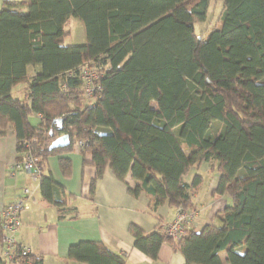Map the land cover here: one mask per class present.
Returning a JSON list of instances; mask_svg holds the SVG:
<instances>
[{
    "label": "trees",
    "instance_id": "obj_1",
    "mask_svg": "<svg viewBox=\"0 0 264 264\" xmlns=\"http://www.w3.org/2000/svg\"><path fill=\"white\" fill-rule=\"evenodd\" d=\"M210 0H3L0 8V137L11 132L18 153L40 169L42 198L59 219L78 216L48 162L57 156L71 173L73 147L95 174L94 194L106 168L120 181H140L152 208L163 203L196 210L192 193L202 182L183 176L207 162L219 177L213 194L231 204L217 224L186 230L178 240L130 225L134 247L152 260L162 242L184 264H264V0H222L217 26L196 33ZM71 17L85 42L65 44ZM98 68L92 99L83 94L79 67ZM38 66L34 74L28 66ZM26 85L21 96L12 89ZM61 119L57 122V119ZM67 134L69 144L49 149ZM89 159L86 160V156ZM39 264L29 254L0 264ZM64 260L125 264L101 240H79Z\"/></svg>",
    "mask_w": 264,
    "mask_h": 264
},
{
    "label": "crops",
    "instance_id": "obj_2",
    "mask_svg": "<svg viewBox=\"0 0 264 264\" xmlns=\"http://www.w3.org/2000/svg\"><path fill=\"white\" fill-rule=\"evenodd\" d=\"M2 2L3 0H0V8ZM80 31L83 37L81 28ZM84 40L85 31L80 42L82 43ZM38 69L37 65L28 66L27 72L32 75ZM25 91L26 86L23 87V84H19L12 89V94L21 96ZM72 153L70 154L71 173L68 177L62 175L58 159L56 166L54 162L50 166V159L48 162V169L55 181L62 184L65 192L69 193L66 201L67 206L76 207L78 211V216L74 219H69V217L59 219L55 207L49 205L40 196L39 180L34 178L31 172L20 170L14 176L10 174V167L19 159L15 137L11 132L0 137V209L21 196L23 188L29 190L27 196L29 208L22 212L31 209V199V204L36 203L38 210L43 212V221L33 218L34 211L25 214L21 217L22 225L16 237L20 243L30 249V254L41 257L42 261L39 264H84L64 260L68 246L79 240L97 239L103 241L112 250L123 254L126 258L125 264H184L182 254L174 250L168 242L161 243L157 259L152 260L134 247V238L129 231L130 225L137 226L146 234L155 230L160 231L159 227L162 223L171 221L175 217L177 208L169 206L166 202L152 208L145 192L134 195L128 190L140 185L139 180L134 179L128 173L125 182L120 181L109 168L105 169L101 179L97 182L94 194L90 196L89 186L94 177L95 168L91 165L83 166L81 164L82 156L79 150H75L73 147ZM74 154L80 160H74ZM55 157L57 158V156ZM88 159L87 155L86 160ZM75 170H78L77 173ZM208 170H212L209 169V164L201 162L198 166L190 168L183 176L187 184H190L197 174L202 177L201 184L192 193L193 202L196 203V210H194L196 216L190 228L196 231L202 229L206 224H217L215 222L218 211L231 204L229 197L212 193L218 183L219 174L213 176L204 192L200 193V187L205 181L204 174ZM47 218H50L52 226L46 225ZM38 222H44L45 230L42 226V228L39 227L40 223ZM23 224L29 226L24 227ZM60 228L63 230L62 235L59 234ZM220 259L222 264H229L225 254H221Z\"/></svg>",
    "mask_w": 264,
    "mask_h": 264
},
{
    "label": "built area",
    "instance_id": "obj_3",
    "mask_svg": "<svg viewBox=\"0 0 264 264\" xmlns=\"http://www.w3.org/2000/svg\"><path fill=\"white\" fill-rule=\"evenodd\" d=\"M80 77L82 79L83 94L86 99H92L98 86L96 80L100 72L97 67L91 64H84L79 67ZM83 145L82 140H78L74 145L75 150H80ZM26 170L34 175V178H40V169L35 164L28 151L19 153V159L10 167V174L14 176L18 171ZM22 195L14 201L0 209V258L6 261H12L18 256L27 257L30 249L17 240L16 234L22 224L21 213L29 208L27 188L22 189ZM196 212L194 210L177 209L175 217L171 221L162 223L159 227L160 232L173 239H180L190 229ZM26 264H30L26 258Z\"/></svg>",
    "mask_w": 264,
    "mask_h": 264
},
{
    "label": "rangeland",
    "instance_id": "obj_4",
    "mask_svg": "<svg viewBox=\"0 0 264 264\" xmlns=\"http://www.w3.org/2000/svg\"><path fill=\"white\" fill-rule=\"evenodd\" d=\"M222 11H223L222 0H210L205 20L201 21V22H196L195 25H194L196 33L206 32L210 28L217 26L219 21H220L221 15H222ZM67 28L70 29L71 33L69 34V36L65 40V44H67V45L80 44L81 43L80 42L81 39H83V37H84V29H83V25H82L81 21L79 19H77V18L71 17L69 19V21H68ZM80 28L82 30L83 37L81 35ZM84 42H85V40H84ZM84 42H82V43H84ZM25 86L26 85H23V87H25ZM73 158H74V160H80L79 157L77 155H75V154H74ZM50 161H49L50 162V166L52 165V162H54L55 166L57 165V158L55 156L51 157ZM51 169H53V168H51ZM77 171L78 170H75L76 173H77ZM216 174L218 175V172H217L216 169L208 170V172H206V174H204L205 181L203 182V184L200 187V193L201 194L204 192L205 188H207L208 183H210V181H211V178L213 176H216ZM38 195H39V193H38ZM31 201L32 200L30 199V208L31 209L29 211H25L24 213L22 212L21 213L22 214L21 217L25 216V214H29L31 211H34L33 218L34 219H38V221H43V212H40L38 210L39 208H38L36 203L35 204H31ZM49 219L50 218H47L46 225L52 226L50 224V220ZM218 222H219V220L217 218L215 223H218ZM38 223H40L39 227L40 228L43 227V230H45V228L43 226L44 222H38ZM23 226L27 227L29 225L23 224ZM62 232H63V230L60 228L59 229V234L62 235Z\"/></svg>",
    "mask_w": 264,
    "mask_h": 264
},
{
    "label": "water",
    "instance_id": "obj_5",
    "mask_svg": "<svg viewBox=\"0 0 264 264\" xmlns=\"http://www.w3.org/2000/svg\"><path fill=\"white\" fill-rule=\"evenodd\" d=\"M61 119H57V122H60ZM69 144V137L67 134H60L59 136L55 137L49 145V149L56 148V147H63Z\"/></svg>",
    "mask_w": 264,
    "mask_h": 264
}]
</instances>
